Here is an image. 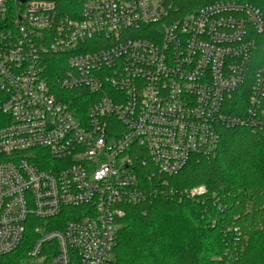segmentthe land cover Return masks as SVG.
<instances>
[{"label": "built area", "instance_id": "obj_1", "mask_svg": "<svg viewBox=\"0 0 264 264\" xmlns=\"http://www.w3.org/2000/svg\"><path fill=\"white\" fill-rule=\"evenodd\" d=\"M61 3L0 0V264L34 221L32 261L53 243L50 264H114L128 206L206 193L170 178L224 128L264 134L256 6L82 0L72 18Z\"/></svg>", "mask_w": 264, "mask_h": 264}, {"label": "trees", "instance_id": "obj_2", "mask_svg": "<svg viewBox=\"0 0 264 264\" xmlns=\"http://www.w3.org/2000/svg\"><path fill=\"white\" fill-rule=\"evenodd\" d=\"M81 1L62 0L61 15L80 18ZM219 1L172 0L179 14ZM235 1L252 4L264 15V0ZM71 4L78 7L76 16ZM256 44L253 73L264 70V32L256 36ZM5 100L0 89V105ZM74 106L82 107L84 114L89 107L79 100ZM170 184L181 191L204 186L206 193L128 206L120 220L114 264H264V134L224 128L216 155L191 159L180 174L170 178ZM34 222L23 243L3 256L1 264H31V249L38 239L34 227L45 223ZM47 222L48 230H54L63 229L67 221ZM54 246H43V264L51 263Z\"/></svg>", "mask_w": 264, "mask_h": 264}, {"label": "rangeland", "instance_id": "obj_3", "mask_svg": "<svg viewBox=\"0 0 264 264\" xmlns=\"http://www.w3.org/2000/svg\"><path fill=\"white\" fill-rule=\"evenodd\" d=\"M201 187H204V186H201ZM31 264H39V262L35 260V261H32Z\"/></svg>", "mask_w": 264, "mask_h": 264}]
</instances>
